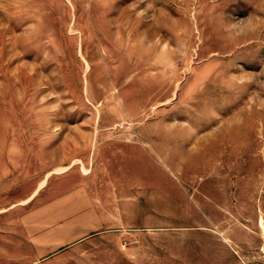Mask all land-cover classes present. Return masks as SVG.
Wrapping results in <instances>:
<instances>
[{"label": "rangeland", "instance_id": "rangeland-1", "mask_svg": "<svg viewBox=\"0 0 264 264\" xmlns=\"http://www.w3.org/2000/svg\"><path fill=\"white\" fill-rule=\"evenodd\" d=\"M0 264H264V0H0Z\"/></svg>", "mask_w": 264, "mask_h": 264}, {"label": "bare ground", "instance_id": "bare-ground-1", "mask_svg": "<svg viewBox=\"0 0 264 264\" xmlns=\"http://www.w3.org/2000/svg\"><path fill=\"white\" fill-rule=\"evenodd\" d=\"M111 100V98H109V99H106V102H109ZM129 120V119H128Z\"/></svg>", "mask_w": 264, "mask_h": 264}]
</instances>
